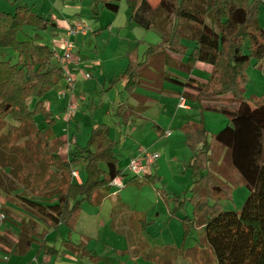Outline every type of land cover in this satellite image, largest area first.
I'll list each match as a JSON object with an SVG mask.
<instances>
[{
    "label": "trees",
    "instance_id": "obj_1",
    "mask_svg": "<svg viewBox=\"0 0 264 264\" xmlns=\"http://www.w3.org/2000/svg\"><path fill=\"white\" fill-rule=\"evenodd\" d=\"M97 1L114 12L120 8V0ZM13 3L14 12L0 10V49L11 48L19 54L17 62L0 59V186L8 194L21 189L14 197L52 226L73 224L83 203L99 204L112 181L123 174L117 143L105 124H97L86 146L74 145L66 158L62 156L64 141L55 133L56 119L43 99L65 79L62 63L39 33L51 20L20 0ZM127 4L131 20L150 28L156 9L149 1L127 0ZM159 7L175 21L163 34L164 40L149 47L147 58L169 50L188 55L187 62L179 63L185 69L191 70L199 61L210 64L206 83L189 79L188 84L198 90L203 110L220 111L229 118L212 135L203 122L188 127L194 151L190 164L194 212L193 218L183 219L186 234L202 226L205 234L200 244L213 251L219 264H264V100L244 93L247 67L264 55L260 24L264 0H161ZM186 27L196 41L191 53L181 41ZM165 59L169 61L167 55ZM135 65L132 60L130 76ZM211 97L221 104L207 99ZM39 114L44 116L42 126L36 120ZM23 140L26 143L20 146ZM20 154L25 162L19 164ZM78 165L87 174L83 183L75 182L72 174ZM2 174L15 185H6ZM130 181L154 184L157 177L151 172ZM241 182L249 189L241 210H226L211 201L229 196L232 185ZM173 198L181 199L180 195Z\"/></svg>",
    "mask_w": 264,
    "mask_h": 264
},
{
    "label": "crops",
    "instance_id": "obj_2",
    "mask_svg": "<svg viewBox=\"0 0 264 264\" xmlns=\"http://www.w3.org/2000/svg\"><path fill=\"white\" fill-rule=\"evenodd\" d=\"M148 1L154 9H160V22L156 18L150 28L131 20L127 0L117 1L120 4L117 12L104 7L97 0H89L88 3L86 0H20L51 20V24L43 29L50 40H41L43 43H49L52 50L58 47L60 51L64 39L72 44V55L62 64L65 79L43 97L53 115L57 110L62 111V121L69 125L67 134L55 128L57 121L53 127L64 141L62 156L66 158L74 145L86 146L93 127L105 124L109 136L117 143L115 152L118 166L123 172L124 187L136 184L130 181L135 175L125 170L132 157L145 151L160 153L152 171L157 183L138 186L140 189L145 185L154 186L169 205L171 201H178L173 196L179 194L168 193L164 183L162 187L159 186L160 182H164L162 169L169 162L189 161L190 167L194 151L190 145L188 127L203 122L209 129L206 112L220 113L215 118L218 129L225 127L229 118L220 111L203 110L198 90L188 84L189 79L206 83L212 70L210 64L199 61L191 70L185 69L179 63L187 62L188 55L182 56L169 50L147 58L149 47L162 42L163 34L168 33L173 25L166 30V12L159 7L161 0ZM0 10L14 12L13 0H0ZM77 24L82 28L70 33V30L77 28ZM49 28L51 31H47ZM153 28L163 33L161 41L153 42L149 37ZM181 41L189 47L188 53L196 46V41L191 37L184 35ZM166 55L169 61H166ZM132 60L137 66L134 76L128 73ZM246 74L245 96L264 100V91L257 89L259 78L264 80V55L252 59ZM68 78H71L72 84ZM70 102L79 106L74 119H69L67 115ZM167 131L170 134L167 135ZM218 131L209 133L212 135ZM164 139L171 140L152 151L151 147ZM70 141L71 147L68 146ZM74 170L80 174L79 178L74 177V181L83 183L87 178L85 170ZM230 172L234 175L233 170ZM223 181L228 182L227 179ZM240 184L246 186L243 182ZM0 193L3 204L0 209V264H140V257L159 264H201L202 260V264L218 263L213 251L200 244L205 234L202 226L195 227L196 245L188 247L196 252L186 251L188 248L185 246L171 242L147 245L140 250L137 244L142 241L140 235L148 224V216L143 211H133L131 214L138 217L137 224L127 228L126 223L133 220L126 213L130 205L120 198L112 202L109 217L118 222L125 220V225H118L116 230L126 235L130 247L126 252L122 248L106 249L102 245L105 244L102 230L106 227L107 217L102 221L100 213L85 212L84 204L103 209L109 198L120 195L115 186L99 204L84 202L73 224L60 223L57 226H52L14 197L21 193V189L8 194L0 186ZM230 196L232 193L223 198ZM3 214L6 217H2Z\"/></svg>",
    "mask_w": 264,
    "mask_h": 264
},
{
    "label": "rangeland",
    "instance_id": "obj_3",
    "mask_svg": "<svg viewBox=\"0 0 264 264\" xmlns=\"http://www.w3.org/2000/svg\"><path fill=\"white\" fill-rule=\"evenodd\" d=\"M151 1L154 2L156 0H151ZM86 2L88 3L89 0H86ZM159 10L156 9V12L153 14V20L155 21L157 18L156 21L158 23L160 22V20L158 19ZM163 11L166 12L164 9ZM166 20L167 22L165 28L168 31L171 25L173 24V22L175 21V19L172 14H168L166 12ZM166 20L164 19V21ZM208 23H210L209 20ZM260 23L261 25L264 26V8L262 9V13L260 14ZM50 29L51 28H49L47 31H51ZM32 33L34 34L35 32ZM39 33L41 34V40L43 42L44 40H46V42H49L50 36L46 34L45 30L42 29L39 31ZM162 34L163 33L158 28H153L150 31L149 37L152 38L153 42H158L162 40L163 38ZM184 35L187 37H191V31L189 27H186L184 29ZM244 51L246 53L249 52L248 45L244 46ZM9 58H12L14 62H17L19 58V54L11 48L0 49V59L6 60ZM259 80L260 81L257 84L258 86L257 89L264 91V80L261 81V78H259ZM207 99L212 100V102H214L215 104H221V102H219V100H217L216 98L211 97ZM35 101L36 99L34 98L30 100L32 106L34 105ZM206 113H207L206 124L209 128L208 130L211 132H216L217 130L220 131L221 129H218V127H216L218 123L215 120L216 116L220 115V113H215V112H206ZM54 117L56 118L57 121V126L55 128L57 129L59 128V130H63V132H66L65 134H67L69 132V125L66 121L64 122L62 121L63 118L62 111L61 112H59L58 110L55 111ZM36 120L38 123L40 122L41 123L40 126H42L43 125L42 122L44 121V116L42 114H39L36 116ZM68 138L69 136L67 137V139ZM168 140L164 139L163 141L154 144L151 147L152 151L156 148L165 146ZM25 143L26 141L23 140L20 141L19 145L23 146ZM165 158L166 157H164L163 160ZM10 161L11 160L8 159L6 162H10ZM17 162L19 164L24 163L25 162L24 155L20 154L19 161ZM187 162L188 163L169 162L166 164V166H163L162 172H164V178H163L164 182H160L159 186L162 187L164 183V187L166 188V191L168 193L171 192L173 194L177 193L182 197L178 201H171L169 205L163 200V197L160 195V193H157L154 186L145 185L143 189H140L139 186L136 184L135 185L130 184L126 187H119V188L116 187V190L119 191L120 195L113 196V198H109L105 206H103L104 207L103 209L100 207L96 208L90 206L87 203L84 204L85 212L93 211L95 213H100L102 215V221L105 219V217H107V221H105L106 227L102 230V235H103L102 240L105 242V244L102 245H105V247H107L106 249H111V247L115 249L122 248L125 249L126 252V250H128V248L130 247V242L126 237V235L121 234L116 230V228L118 229V225L119 227L120 226L123 227L125 225V220H123L122 222H118L117 220H114V218L109 217V215L111 214L110 209L112 208V204H113L112 202H116L118 198H120L122 202L128 203L130 205L129 208H126V213L127 216H131L132 218L130 219L133 220L132 222L129 221L126 223L127 228H130L135 224H137L138 217L136 218L135 215L133 216L131 214L133 211L140 210L145 212L148 216L147 218L148 224L146 225L145 229L142 231L140 235L142 237V241L137 244L140 247V250H142V248H146L147 245L150 247L160 244L162 242H171L176 245L185 246L186 248L196 245L195 238L197 234L195 232V227L191 228L192 229L191 234H186V228L183 220L186 216H188L189 218H193V212H194V205L191 201V196H192L191 190L194 179H192L191 169L189 167V161ZM120 167L122 169L124 168V164L122 162ZM76 169L83 170V167L81 165H78L76 166ZM125 170L128 171L127 168ZM2 176L4 177V183H6V185H10V184H12L13 186L15 185V182H11V177L8 178L4 174H2ZM12 177L14 176L12 175ZM231 193L232 196H230L229 198H221L218 200L212 197L211 200L215 202L218 201L223 209L241 210L245 200L249 196V189L247 188V186H242L241 184H233L232 191L230 192V194ZM186 251L196 252L191 248L186 249ZM126 256L127 255L125 254V257ZM140 259H141L140 264H159L147 260L143 257H140ZM215 264H219V263H215Z\"/></svg>",
    "mask_w": 264,
    "mask_h": 264
},
{
    "label": "built area",
    "instance_id": "obj_4",
    "mask_svg": "<svg viewBox=\"0 0 264 264\" xmlns=\"http://www.w3.org/2000/svg\"><path fill=\"white\" fill-rule=\"evenodd\" d=\"M81 28H82V26L80 24H77V28L70 30V33H75L76 30H79ZM59 48L61 49V51L58 50V47H56L53 49V52H54L55 58L63 64V62L65 60H68L72 55V44L68 39H64ZM68 81H69V83L72 84L71 78H68ZM182 101L184 102L183 98H182ZM78 108H79V106L75 102L74 103L70 102L68 104L67 115H68L69 119L76 114ZM166 134L167 135L170 134V131H167ZM71 144L72 143L70 141L68 143V146L71 147ZM159 157H160L159 152L145 151L142 155L139 154V155L132 157L127 169H128V171H130L131 173H133L134 175H137V176H142V175H145L147 173H151L153 171L154 164L156 163V161ZM72 174L75 178H79V176H80L79 171H77V170H73ZM111 185L118 187V188L124 187L125 183L123 181L122 175L117 176L112 181ZM2 205H3L2 202H0V209L2 208ZM2 217H6V215L3 214Z\"/></svg>",
    "mask_w": 264,
    "mask_h": 264
}]
</instances>
